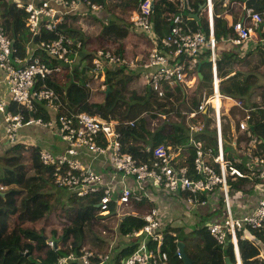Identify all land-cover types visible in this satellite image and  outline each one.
Listing matches in <instances>:
<instances>
[{"label": "built area", "instance_id": "1", "mask_svg": "<svg viewBox=\"0 0 264 264\" xmlns=\"http://www.w3.org/2000/svg\"><path fill=\"white\" fill-rule=\"evenodd\" d=\"M153 1L142 0L132 19L134 27L146 35L149 42V47L144 45L147 53L128 59L113 48L97 49L93 54L91 77L100 80L103 89L100 93L105 94L108 89L105 85L107 69L126 67L139 75V85L151 89L160 102L169 104H176L177 88H181L190 109L179 110L174 105L172 113L178 115L177 123L187 122L189 144L183 149L162 144L153 149H140V156L128 152L123 142L122 129L135 128L141 117L125 122L105 121L87 113L67 111L59 96L47 83L49 78L63 75L64 66L51 67L35 57L34 52L28 59H20L15 54L12 41L0 26V69L4 73V83L11 97L10 101H0V113L7 123V142L17 145L20 130L30 125L56 128L61 133L66 148L62 153L40 150L41 163L51 168L55 186L67 191L69 199L101 195L97 206L98 215L106 217V223L115 220L118 225L125 217L138 216L133 210L135 204L142 201L149 203V208L140 216L144 226L123 238L118 234L116 226L113 230L114 238L108 243L106 252L97 253L86 246L77 249L70 243L66 246L65 240H58V251L67 249V253L53 264L183 263L179 249L175 253V262L170 258L167 250L168 234L163 230L159 208L150 194L152 188L172 197H184L191 207L206 206L209 196L221 191L226 217L221 222L214 220L208 225L211 237L222 248L228 245L234 247L236 264H243L239 242L248 241L259 245L253 233L264 230V136L252 127L251 112L264 114V96L262 105L257 109L246 107L244 96L249 93L248 88L244 87L241 96L234 97V109L245 113L244 117L236 120L233 130L237 134L233 135V139L240 140L242 146L235 156L223 143L222 107H219L220 98L233 100L225 97L220 89L235 73L227 77L218 75V64L222 57L220 48L238 49L241 53L247 52L251 46L264 49V9L256 7L257 0H203L199 4L198 17L210 22V27L205 29L198 23L199 18L196 21L191 14L197 0H168L176 7V11L167 15V33L160 36L153 17ZM15 3L18 9H23L28 14L26 27L33 36H40L43 30L56 32L65 17L75 15L85 7L93 11L100 9L88 0H16ZM216 17L231 22V37L225 34L217 37L214 27ZM73 45L72 40L60 36L56 41L41 43L37 50L63 64H69L70 55L74 52ZM206 61L213 70L215 90L211 94H200L202 81L199 68L208 63ZM241 64L238 71L248 72L241 70L244 67ZM196 100L197 105L191 107V103ZM13 104L28 111L38 109V104L52 113H58V116L27 119L22 112L14 114L9 111ZM210 110H214L215 127L218 124L219 128L216 150L197 140V136L206 132L207 124L202 117L208 116ZM157 115L166 118L164 115L167 114ZM150 116V113H146L142 118L148 119ZM261 120L260 123L264 125V118ZM231 145L237 149L232 141ZM147 153L149 156L143 159L141 155L146 156ZM87 155L91 163L99 159H105L106 162L109 160L113 177L106 180L90 165L85 164L83 160ZM235 178L248 180L254 185L255 191L261 194L253 210L240 218L232 208L231 187L228 182ZM128 179L132 180L135 188L127 185ZM103 235L110 237L108 232H103ZM120 244L125 245L120 247ZM47 245L55 249L52 238L47 240ZM129 247L135 248V252L119 261L121 251ZM261 256L264 259L263 253Z\"/></svg>", "mask_w": 264, "mask_h": 264}, {"label": "trees", "instance_id": "2", "mask_svg": "<svg viewBox=\"0 0 264 264\" xmlns=\"http://www.w3.org/2000/svg\"><path fill=\"white\" fill-rule=\"evenodd\" d=\"M25 0H23L24 2ZM93 4L103 5L105 0H91ZM16 0H0V26L6 32V35L12 41L13 49L16 56L20 59H28L34 52V56L40 58L43 62L51 67L64 66L62 61L51 58L47 53L37 50L41 43L56 41L60 36H65L70 40L81 38V32L75 27L79 17L71 15L58 26L56 32L49 33L46 30L42 31L40 36H33L26 27L28 14L23 9H18ZM195 12H198L203 0L194 2ZM172 11H176V7L169 4ZM161 10L157 11L158 22L156 30L160 36L167 33L166 24L161 22ZM91 18V17H89ZM72 20L74 24L69 25L66 20ZM89 21H94L96 29L94 35L102 36L104 39L113 38L120 43L128 37L126 28L118 26L115 22L105 25L100 20L91 18ZM231 22L227 19L215 18L216 35L221 37L227 35L231 37L232 31L230 28ZM115 43V42H114ZM73 49V48H72ZM74 50V49H73ZM83 61H88L89 64L83 67L81 71H75L74 75L57 77L53 76L47 80L48 86L59 96L62 105L71 112H87L89 114H98L106 120L131 121L139 119L135 128H123L124 144L128 152L135 156H140V148L138 144L144 142L147 147L153 149L162 145L165 142H172L177 145H185L188 143V130L182 124H175L170 132L162 124L155 132L147 129V121L142 118L145 113H150L154 118L155 114H169L174 110L171 108L165 110L166 103L158 102L156 95L151 89H147L144 95H138L134 91V83L137 80V73L127 70L126 67H112L107 69L105 85L110 87V93L101 103L88 102L89 94L82 89L90 82L88 73L93 69V58L91 54H84L79 51ZM123 50L118 48L117 53ZM75 51L70 55V60L74 59ZM261 55L260 63H254L248 60L249 56L240 59L241 62H246L249 66H253V70L259 72L264 67V52ZM225 74L231 73L238 63L236 55L233 52L224 53L221 57ZM67 65V64H66ZM65 65V66H66ZM208 65V64H207ZM69 69V65L67 66ZM263 71L260 72V74ZM243 72H237L231 78V83H224L223 92L228 96H238V92L242 94L243 87L238 89L236 79L241 78ZM136 78V79H135ZM253 78L249 76L248 80ZM255 83V82H253ZM240 90V91H239ZM249 90V89H248ZM176 108L190 109L188 105H184L183 92L181 88H177ZM198 102L193 101L191 107L196 106ZM165 104V105H164ZM173 106V104H171ZM35 111H28L22 108L23 114L30 118L32 114L36 117H47V112L42 106ZM168 107V106H167ZM13 112H18L16 107L11 109ZM65 112V110H63ZM128 119V120H127ZM141 130L139 134L137 131ZM171 133V135H168ZM213 133V132H210ZM258 134L264 136V125H260ZM209 142L208 147H213ZM40 149L34 146H26L17 144L12 146L7 152L0 156V179L2 187L8 188L7 191L0 196V264H53L60 256L67 253L51 249L47 245V240L55 238L57 240H65L66 246L73 244L77 249L89 247L97 253L106 252L111 238H114L113 230L117 226L118 234L123 238L133 231H137L144 226V221L140 218L143 213L149 208V203L142 201L135 204L134 212L138 216H128L123 218L119 224L115 220H110L106 223L107 218L98 215V204L101 195L87 197L85 199H73L69 210L73 217H69L62 224L64 225L61 234L56 229L51 230L50 237L46 235L48 229L46 225H41L42 221L48 216L51 209L54 194L51 190L55 187L53 182V171L50 167L44 166L39 157ZM144 159L149 154L141 155ZM232 192L242 195L251 194L255 187L248 180L240 179L232 181ZM61 218V216H60ZM101 232V235L97 234ZM103 232H108L110 237H103ZM167 236L170 258L175 262V253L179 243L185 244V253L192 260L193 264H226V259L229 258L231 264H236V256L232 245L222 248L211 237L208 227H203L197 231H193L187 235L184 230L170 229ZM197 234L196 238L192 234ZM173 234V235H172ZM253 234L258 239L259 245H254L248 241L239 242L240 255L243 264H264V259L261 257L264 254V230L255 231ZM112 235V237H111ZM47 239V240H46ZM135 252V248H125L121 251L119 261L129 257ZM120 264V262H119ZM175 264H183L182 261H176Z\"/></svg>", "mask_w": 264, "mask_h": 264}, {"label": "crops", "instance_id": "3", "mask_svg": "<svg viewBox=\"0 0 264 264\" xmlns=\"http://www.w3.org/2000/svg\"><path fill=\"white\" fill-rule=\"evenodd\" d=\"M88 1L92 5H96L100 7V9L98 11H93L90 8L85 7L81 9L79 13L75 14L76 17H79V20L77 21L76 24H74L72 20L70 19L69 21L67 20L65 21V22H69V25L74 24L75 27L77 26V28L81 32V38H83V41L78 39L79 37L73 40V43H74L73 49L75 51L74 59L70 60L69 64L67 65L65 64L66 66L64 65V69L69 70L71 72L72 64H75L76 62V64L78 65L79 64L78 61L83 60V58L80 59V57L78 56L79 54L81 56V53L79 52L80 50H82L84 54L86 53L91 54L93 57V54H94L93 48H95L94 43L96 41L95 39L96 37H101L103 39V40L101 39L103 44L105 43L106 45H110L111 48L115 49L116 52L118 51V48H121L123 50V52L121 53L124 54L128 59H135L147 53V51H145L147 48L144 45L146 44L147 47H149V42L147 41L145 33H143L141 30L136 29L134 25L132 24V19L133 17H135L138 6L142 0H105L103 5L93 4L91 0H88ZM169 4L171 3H169L168 0H154L153 1V11H154L153 17H154L155 22H158L157 11L159 9L162 12L161 22L163 21V23L166 24L167 26L166 17L172 11ZM256 7L258 9H264V0H259V1L257 0ZM219 12L220 11L218 9L217 13ZM198 13L199 11L195 12V9H193V13L191 14L193 15V17L194 15L198 17ZM67 17H70V15ZM67 17H65V19ZM89 17L95 18L96 20L97 19L100 20L106 26L109 25L111 22H115L118 26L125 27L128 33V37L124 39L122 42L118 43L113 38L104 39L102 36L94 35V31L97 29H96L94 21H89L91 19ZM198 18L200 20L198 23L202 24L201 21L203 17H198ZM198 18L197 19L195 18L196 21L198 20ZM202 25L204 26L205 29H208L210 27V22L207 21L206 23ZM214 27H215V19H214ZM215 33H216V30H215ZM78 45H80V47H78ZM233 51L236 55V59L238 63H243L246 65L247 64L246 62L240 61L241 58L245 56H249L248 57L249 61H252L254 63H260L262 59L261 55H263L262 53L264 52V49L260 47L251 46L248 49V51L244 53H241L240 51H238V49H233V48L232 49L231 48H227V49L220 48L219 49V53L221 56L224 55V53L233 52ZM83 62L84 61H82V67L79 68L80 71L83 68ZM238 63L236 64L235 67H233L234 69L231 71V73H228V74L224 73L225 71L224 67L222 68L218 67V75L223 76V77L230 76L232 73H235L236 75V73L239 72L237 67L240 64ZM207 64H209V62L202 65V67L199 68L200 75H202V78L200 76V79L202 81V84L199 87L200 94L204 92L207 94H211L215 90L213 70L211 68V65L210 64L207 65ZM68 65H69V69H67ZM112 68L114 69V67ZM112 68H109V69H112ZM126 69L129 70L128 68ZM261 71H263V73L260 74ZM91 76L92 75L90 71L88 73V77L91 78ZM234 76H231V78ZM249 76L253 78L251 81L248 80ZM61 77H63V75ZM136 77H137V80L135 81V83L139 81V75H137ZM231 78H229L228 80L229 84L232 82ZM236 81H239L235 84L237 85L238 89L242 87L243 88L246 87L249 89V93L247 94V96H244V98L247 101L246 107L248 109L259 108L262 105V99L264 96V67L261 68L259 72H256L253 70L249 73H244L243 75L241 74V78L236 79L233 82H236ZM223 87L224 86H222L220 89L221 93L225 95V97L233 98V100L227 99V98H220L219 100V107H222L220 108V110L222 111L221 123L223 127V143H224L225 148L231 150L234 153V155L237 156L238 150H241L242 146L240 144V140H236V138L233 139V135L234 134L235 136L237 135L235 132H233V130L235 128L236 120L238 118L244 117L245 113L241 111L240 109H234V105L236 103V101L234 100V97H237V96H232V95L228 96L227 94H224ZM106 92L105 94L103 93V96H104L103 100L107 96ZM237 94L238 96H241V92L240 93L238 92ZM98 95L101 96V94L99 93ZM10 98L11 97L8 91V87L4 83V73L0 69V101L2 100L10 101ZM87 99H88V102H91V103L93 102L101 103L103 101V100L102 101H99V100L90 101L89 97ZM155 99L158 102H160L158 98H155ZM183 103L184 105L182 106H186L188 104V102L185 101V98L183 100ZM166 105L168 107H171L169 106L171 105L169 103H166ZM13 106L16 107V110L18 112L15 113L11 110ZM167 106L165 110H167ZM22 108L24 107H21V106L19 107L13 104L9 108V111L14 114H19L21 112L23 114ZM45 110L47 112V117H39V118L49 119L51 118V116L52 117L58 116V113H55V112L52 113L51 111H48L47 109ZM71 113H74V112H71ZM76 113H81V112H76ZM82 113H87V112H82ZM89 115L106 121V119L102 118L98 114H93V115L89 114ZM251 115L253 117L252 127L254 126L256 132L258 133V129L260 130V125H262L260 121H262L261 119L264 118V114L263 112L253 111L251 112ZM32 118H36V117L32 114V116L27 119H32ZM39 118H36V119H39ZM202 120L206 122L207 129L204 134L197 136V140L204 142L206 146L209 142L213 141V143H210V144L216 150L219 144V141H218L219 140V134H218L219 128H218V124H217V127H215L216 125L214 121L215 120L214 110H210L208 113V116H203ZM107 121H111V120H107ZM175 124H182L187 129V122H184V123L181 122V123H172V125L169 124L172 130ZM6 126H7V123L3 115L0 113V152L3 154H5L7 150L13 146L9 144L7 140L5 139ZM165 126H166V129L170 131V128L167 124L166 125L162 124V127H165ZM210 132H213V133H210ZM56 133L58 134L57 136L59 138L55 137ZM168 135H171V133H168ZM221 136H222V133H221ZM231 141L236 145L237 149L233 148V146L231 145ZM18 144L38 147L40 150H48L53 153H62L66 148V143L63 141L61 133L56 128H49V127L45 128V127H41L38 125H30V126H27L21 129L19 132V136H18ZM163 144L172 146L174 148L183 149V147H186L189 144V130H188V143L187 144L177 145V144H173L170 141L165 142ZM138 146L140 149L149 148L145 145L144 142H141L140 144H138ZM88 157H89L88 155L87 157H84L83 162L85 164L90 165L94 171L98 172L106 180H108V178L110 179L111 177H113L114 174L111 171L112 166L109 160H107L106 162L105 159H99L98 161H94L93 163H91V159ZM116 180H119V178L116 177ZM234 180L239 181L240 179L238 178L229 179L228 182H229L230 187L232 186V181ZM126 183L129 187L135 188V184L132 182V180L128 179ZM116 185L119 187L118 182H116ZM150 194L153 197L155 204L159 208L163 230H165L168 235L169 233H171L170 229L171 230L173 229L184 230V232L187 235H190L191 233H193V231L198 230L197 227L199 226V223L203 222L205 218H212L210 221L215 220V221L221 222L226 217V212L224 211L223 216L217 219V211L220 209L222 210L225 209L224 205H222V208H219L223 202V193L221 191H216L212 193L209 196V202L206 206L200 205L197 207H190L185 202L184 197H174V196L172 197L168 194L158 191L157 189L152 188L150 190ZM232 194H235V193L232 192V187H231L230 196ZM236 194L242 195L240 193H236ZM242 196H243L242 199L240 197L237 198V203H238V204L236 203L237 206H235L236 204L232 206L234 213L238 218L247 215L249 212L253 210L261 194L256 192L254 189V191L251 194L242 195ZM208 225H206V227H208Z\"/></svg>", "mask_w": 264, "mask_h": 264}, {"label": "rangeland", "instance_id": "4", "mask_svg": "<svg viewBox=\"0 0 264 264\" xmlns=\"http://www.w3.org/2000/svg\"><path fill=\"white\" fill-rule=\"evenodd\" d=\"M206 22L207 21H206L205 18H203L202 21H201L202 24H204ZM95 39H96V41L94 43L95 48H97V47L99 49H102V48H111L110 45H106L105 43L103 44V42H102L103 39L101 37H96ZM102 44H103V46H102ZM95 48H93L94 49L93 51H96L98 49V48L97 49H95ZM78 56L80 57V59H82V57L80 56V54ZM82 61L83 60L78 61V63H79L78 65L76 64V62H75V64H72L71 72L69 70L64 69L63 70V73H62L63 76H66V75L72 76V75H74V72L76 70L77 71H80L79 68L82 67ZM88 64H89L88 61H84L83 62V67H86ZM238 64L242 65L241 63H238ZM218 66L220 68L224 67L221 62H219ZM252 67L249 66L248 64H246V65L244 64V67L241 70L242 71H248V72L250 71L251 72V71H253V68ZM248 72H246V73H248ZM61 76L62 75L57 76V77H61ZM89 79H90L89 84L87 86H85L82 90L85 93L89 94L90 101L91 100H99V101H102L103 98H104V96H103V93H100V92L103 91L102 86H101V83H100V80L95 79V78H92V77L91 78L89 77ZM133 89H134V91H136V93L138 95H144L147 92L146 91L147 88L144 87V86L142 87V85H139L138 83H134V88ZM98 93L101 94V96L98 95ZM38 106H41V105H38ZM169 106H171V107H167V110H169L172 107H174V105L173 106L172 105H169ZM155 115H157V114H155ZM164 116H166V118H163V117L160 118L159 115H157L156 118H154L152 116V114H151V116H150L151 118L145 119L147 121V123H148L147 124V129L149 131H151V132H155L157 130V128L160 126V124H165V125L167 124L169 126V128H170V131H172L171 126L169 124L172 125V123H177V121L179 120L177 118L178 115H176V114H174V113L171 112L170 114H167V115H164ZM137 131L139 132V134L142 133L140 129H138ZM57 135L58 134L56 133L55 134V137L56 138H59ZM2 155H4V154L0 152V156H2ZM0 171H1V168H0ZM1 183H2V181L0 179V185H2ZM7 189L8 188H6V187H4V188L0 187V191H2V193H4L5 191H7ZM51 193L54 194V198L52 200L51 209H50V211L48 213L47 218L45 220H43L42 223H41V225H46L47 226L48 229L46 230V235H48V237H50V235H52L51 234V230L52 229H56L58 231V233L61 234L62 228L64 226L62 223L65 220L67 221V219H69V217L70 218L73 217L71 211L69 210L71 201L69 199L68 192L65 191V190H61V189H59V188H57L55 186L51 190ZM238 197H240L241 199L243 198V196L242 195H239V194H232L231 195L232 206L237 203V198ZM237 204L235 206H237ZM222 205H223V202H222V204H221V206L219 208H222ZM224 208H225L224 210L220 209V210L217 211V219L219 217L221 218L223 216V213L226 210L225 204H224ZM60 216H61V218H60ZM211 219L212 218H205L203 220V222L199 223V226L197 227V229L199 230V229L203 228L204 226H206L208 224H211V222L213 221V220L210 221ZM97 234L98 235H101V232L100 231H97ZM192 237L193 238H196L197 237V234L196 233L193 234ZM123 245H125V244H120V247L123 246Z\"/></svg>", "mask_w": 264, "mask_h": 264}, {"label": "water", "instance_id": "5", "mask_svg": "<svg viewBox=\"0 0 264 264\" xmlns=\"http://www.w3.org/2000/svg\"><path fill=\"white\" fill-rule=\"evenodd\" d=\"M194 17H195L196 19L198 18L196 15H194ZM200 76H201V78H202V75H200ZM110 91H111V89H110V87H108L106 94L108 95V94L110 93ZM0 196H3V194L0 193ZM46 240H47V239H46ZM52 241L55 242V249L58 250L57 245H58L59 241L56 240L55 238H52ZM228 246H229V245H228ZM178 249L180 250V253H181L182 257H183V262H184V264H193L192 260H191V259L188 257V255L185 253V245H184L183 243H179V245H178ZM226 264H231V261H230L229 258L226 259Z\"/></svg>", "mask_w": 264, "mask_h": 264}]
</instances>
